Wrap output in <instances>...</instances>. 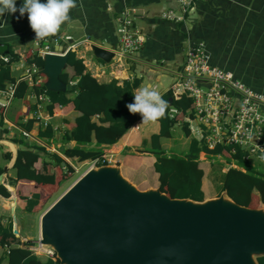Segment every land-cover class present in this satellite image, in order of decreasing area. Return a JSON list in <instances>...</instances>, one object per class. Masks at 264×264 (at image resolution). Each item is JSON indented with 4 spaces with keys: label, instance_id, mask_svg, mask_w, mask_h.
<instances>
[{
    "label": "crops",
    "instance_id": "crops-1",
    "mask_svg": "<svg viewBox=\"0 0 264 264\" xmlns=\"http://www.w3.org/2000/svg\"><path fill=\"white\" fill-rule=\"evenodd\" d=\"M22 3L23 0H16L17 8ZM76 3L77 7L70 11L71 20L61 26L58 34L81 39L91 35L94 41L114 44L116 48L120 13L127 8H137L136 24L144 37V42L138 50L135 72L130 70L126 59L125 62L123 59L105 63L96 57L97 61L91 58L92 52L81 51V55H79L80 51L77 52L80 57L84 56V65L94 78L87 87V91L91 94L99 92V86L112 79H116L121 85L124 80H133L138 76L142 78L138 88L151 85L162 95L176 81L175 71L185 63L187 49L198 43H202L207 50L211 65L230 71L246 86L264 93V0H191L188 13L183 12L178 0H76ZM169 9L184 15L185 21L180 27L174 25L177 23L175 21L166 19L157 21L159 19L156 16ZM139 19L141 23H138ZM32 33L34 32L29 27L27 14L20 16L19 12H16L0 16V63L8 66L10 77L13 79L6 80L5 88L0 89V170L2 171L0 184L10 194L8 197L0 195V218L3 224L9 218L8 213L12 218L13 207L14 214H19L18 223H21V219L28 214L24 211L25 200L18 199L19 187L22 189L21 194L28 197L34 191L40 193V204L34 209L35 215L70 179L73 174L72 162L78 161L76 158L65 157L60 151L76 144L75 141L64 142L63 134L65 130L75 126L76 119L81 113L75 110L72 104L55 105L52 112L48 111L50 103L48 97L38 92L46 81L45 75H36L32 81L22 80L26 70L31 67V60L37 51L31 39ZM78 50H81V47ZM2 58H7V61ZM63 72H67L68 83L74 84L76 89L74 70L66 66ZM168 75H173L175 81L164 87L162 78ZM12 86L19 87L18 93L8 99L6 90ZM77 90L74 93H66L67 97H74ZM39 94L45 99L40 100ZM91 97L94 100L99 98V96ZM5 102H7L6 106L3 107L2 104ZM29 119H33V122L29 130H26L25 125ZM92 120L97 122L98 116H93ZM184 123L188 125V136H185L182 129ZM48 124L53 129L52 136L45 139L39 138L40 128H45ZM190 124L184 120L176 122L170 136L160 139L161 146L167 153L187 152L191 148V141L195 135L192 133ZM160 128L158 121L143 124L141 120H138L118 142L113 145H102L104 154L112 159L110 164L118 165L123 176L141 190L159 187V175L154 170L155 157L144 151L142 142L146 141V145L149 146L150 137L158 134ZM184 138L189 142L188 147H185ZM172 139L174 142L176 140L178 145L170 142ZM92 141L88 147L94 146L95 140ZM196 141L199 145L202 144L201 141L197 139ZM221 146L228 149L229 160L220 155V161L217 155L211 156L214 159L208 162L206 158L208 154L203 151L198 153V167L203 171L202 200L217 197L223 187L222 175L229 168L238 166L234 163L236 161L234 155L237 154L234 146L225 144ZM35 147L45 148L46 151L61 156L63 159L61 167L52 165L49 159L43 157L44 152ZM22 149H29L38 155L34 162L36 173L53 179L52 183L32 182L34 185H31L29 181H20L16 187L10 185V182L15 179L12 168L18 151ZM6 202L12 203L13 207H5ZM40 216L36 218L38 235ZM19 237L21 241L31 240L28 236H26L28 239L23 235ZM24 248L36 255L41 263L48 257L39 244ZM3 249L5 252L6 248ZM1 257L4 256L0 253ZM6 262L8 260L3 258L2 264Z\"/></svg>",
    "mask_w": 264,
    "mask_h": 264
},
{
    "label": "water",
    "instance_id": "water-1",
    "mask_svg": "<svg viewBox=\"0 0 264 264\" xmlns=\"http://www.w3.org/2000/svg\"><path fill=\"white\" fill-rule=\"evenodd\" d=\"M54 39L38 68L46 77L41 91L73 90L60 79L71 50ZM90 48L105 63L114 58V44L98 40ZM12 218L20 236L14 207ZM38 244L59 264H259L264 207L240 205L226 190L201 201L172 198L159 187L141 190L118 165L101 164L41 214Z\"/></svg>",
    "mask_w": 264,
    "mask_h": 264
},
{
    "label": "trees",
    "instance_id": "trees-1",
    "mask_svg": "<svg viewBox=\"0 0 264 264\" xmlns=\"http://www.w3.org/2000/svg\"><path fill=\"white\" fill-rule=\"evenodd\" d=\"M157 21H160V19ZM182 23L177 22L174 25L180 27ZM90 37L87 38L94 40L93 36L90 35ZM98 60L103 62L100 59ZM127 60L130 70L135 72L136 61ZM31 63L40 67L43 65V60L41 57L34 55ZM67 66L74 70V80H76V89H78L74 97H67L66 93H74L76 89L65 92L40 90L38 92L44 93L48 97L50 101L48 104L49 112H52L55 105L66 106L72 104L74 109L81 113L76 119L75 126L70 130H65L63 134L64 142L75 141L76 144L73 147L61 149L62 155L67 158H76L79 162L93 160L104 154L102 145L115 144L136 121L141 120L139 114H130L125 105L133 102V93L141 85L142 78L136 76L133 80H124L121 85L118 84L116 79H112L101 84L99 92L91 94L87 91V87L94 81V78L86 69L83 59L76 52L71 51L68 56ZM8 79L13 80L10 77L9 68L0 63L1 90L5 88V81ZM60 79L68 83L67 72L61 73ZM18 89L19 87L16 86L14 95H17ZM91 96H99V98L94 100ZM162 97L168 101V109L165 116L158 120L161 127L160 131L150 137L149 146L146 145V141H143L142 147L145 152L151 153L155 157L154 170L159 175V189L162 192L172 198H189L201 201L203 199L201 191L203 171L198 167V153L203 151L208 156L213 157L222 155L229 160L228 149L221 146V144L216 145L214 149H208L204 142L199 145L196 139L193 138L191 148L187 152L167 153L162 148L160 139L170 136L171 129L175 123L183 121L187 110L192 108L193 104L192 100L185 95H182L179 99H174L171 91L163 93ZM171 108L177 110L174 117L170 116ZM93 116H98L97 122L92 120ZM32 122L33 119L27 121L26 130H29ZM182 129L185 136H188L189 129L186 123L182 125ZM52 132L53 129L48 124L45 128H40L38 137L42 139L48 138L52 136ZM93 139L95 140L94 146L88 147L92 144ZM35 148L44 152L45 155L43 157L49 159L52 165L61 167L63 162L61 156L56 153H50L45 148ZM241 154L242 152L238 150L237 154L234 155L236 161L239 162L238 169L231 167L222 175L223 187L221 192L226 190L227 195L240 205L250 206V203L254 201V197L264 205V171L246 165L247 162L241 157ZM37 157L38 155L29 149L18 151L12 168L15 173V179L10 182L12 187H16L20 181L43 184H50L54 181L49 177H43L36 173L34 162ZM1 172L0 170V174ZM31 185H34V183ZM21 190L19 187L17 192L18 199L25 200L24 211L28 214L34 213V209L40 204V193L34 191L28 197L21 194ZM0 195L3 197L10 195L2 184H0ZM4 206L12 207V203L6 202ZM8 214L9 218L5 224L2 223L0 218V246L6 248L5 256L0 258V264H2L3 258H6L9 264H59V260L55 256L47 257L41 263L36 255L25 249V246H31L34 243L31 240L21 241L20 237L13 233L12 218L10 213ZM258 262L259 264H264V257H259Z\"/></svg>",
    "mask_w": 264,
    "mask_h": 264
},
{
    "label": "built area",
    "instance_id": "built-area-1",
    "mask_svg": "<svg viewBox=\"0 0 264 264\" xmlns=\"http://www.w3.org/2000/svg\"><path fill=\"white\" fill-rule=\"evenodd\" d=\"M184 13L191 8V0H178ZM133 8L124 9L118 19L117 38L118 44L114 50L112 60L138 61V50L144 42L141 30L136 24L138 18ZM158 19H166L175 22H184L183 14H177L173 10H164L156 16ZM54 41L71 51L78 52L82 43L89 47L92 40L85 39L75 42L72 36L58 34ZM31 39L37 49L36 56L43 58L49 51L48 39L35 40V33ZM47 41V42H46ZM84 59V56H81ZM7 61V58H2ZM176 81L169 87L174 99L182 95L192 100V108L188 109L183 120L191 123L190 128L194 138L204 142L208 149H214L217 144L234 146L243 154V159L248 164H255L258 160L264 165V94L246 86L233 77L232 73L221 70L210 64V56L202 43L189 47L186 51V60L182 67L175 71ZM40 75L34 63L22 76L24 81H32V78ZM15 87L12 86L6 93L8 99L13 98ZM40 100L45 98L38 95ZM49 101V99H48ZM2 104V106H6ZM176 109L170 110V116L174 117ZM220 159V155H218ZM112 160L105 154L101 157L88 160L89 167L101 164H110ZM225 162V161H224ZM253 167V166H251ZM234 168H238L237 166ZM255 168V167H253ZM48 257H54L52 249H42Z\"/></svg>",
    "mask_w": 264,
    "mask_h": 264
},
{
    "label": "clouds",
    "instance_id": "clouds-1",
    "mask_svg": "<svg viewBox=\"0 0 264 264\" xmlns=\"http://www.w3.org/2000/svg\"><path fill=\"white\" fill-rule=\"evenodd\" d=\"M77 7L76 0H23L17 8L16 0H0V16L5 13L27 14L29 27L35 33V40H43L56 35L62 25L71 20L70 11ZM133 102L126 104L130 114H139L141 123L149 124L163 118L168 109V101L151 85L135 90ZM264 160V156L260 157Z\"/></svg>",
    "mask_w": 264,
    "mask_h": 264
},
{
    "label": "rangeland",
    "instance_id": "rangeland-1",
    "mask_svg": "<svg viewBox=\"0 0 264 264\" xmlns=\"http://www.w3.org/2000/svg\"><path fill=\"white\" fill-rule=\"evenodd\" d=\"M129 9V8H127ZM131 9V8H130ZM136 12L135 15H138V9L137 8H133ZM160 13V12H158ZM147 14V13H146ZM157 14V13H156ZM159 15V14H158ZM141 20L139 19L138 20V23L140 22ZM141 23V22H140ZM143 26L145 27V24L143 23ZM87 38H79V37H74V40L75 42H79V41H83ZM89 39V38H88ZM91 40V39H90ZM94 42V40L92 41ZM81 50H78L80 51L79 52V55H81V51H87L90 52L89 50V47L87 45H85V43H82L81 44ZM90 54V53H89ZM92 54V53H91ZM78 55V56H79ZM80 57V56H79ZM91 58H93L95 61H97V59L93 56V54L91 55ZM83 59V58H82ZM125 62V60H123ZM84 63V61H83ZM214 66V65H212ZM216 67V66H215ZM219 68V67H218ZM221 70H224V68H219ZM227 71V70H226ZM230 72V71H229ZM234 78H236L234 76V74H232ZM237 79V78H236ZM239 81H241L240 79H237ZM175 81V79L173 78V75H168L167 77H163L162 78V82H163V86L164 87H167L169 86L171 83H173ZM242 82V81H241ZM255 91V90H254ZM256 92H259V91H256ZM261 93V92H259ZM264 94V93H263ZM178 129H181L180 127H178ZM170 142H174V139H172ZM176 145H178V142L175 140L174 142ZM184 143L186 144L185 147H188V141L184 138ZM173 151H176V149H173ZM179 152V151H178ZM107 156V155H106ZM110 158V157H108ZM207 161L210 162L211 160H213L214 158H212L211 156H207ZM111 159V158H110ZM112 160V159H111ZM88 161V160H87ZM87 161H84V162H79V161H73V166H72V171H73V174L71 175L70 179L68 181H66L62 186L61 188L58 190V192L43 206L42 210L38 211L37 214L34 215L33 214H27L23 219H21V223H18L19 221V214L18 213H15V218H16V228L18 229L20 235H23V237H26L28 236L29 239L32 240V242L35 244V246H38V224H37V216H40L42 214V212H44V210H46L57 198L58 195H60L64 190H66L78 177H80L85 171L88 170L89 168V165L86 164ZM235 164H239V162L237 161H234ZM214 164V162L212 163ZM224 164V163H223ZM248 165L249 167L253 166L255 168L258 167L259 170L263 171L264 170V165L263 164H260V162L258 160H255V164H246ZM239 166V165H238ZM251 167V168H253ZM238 169V168H236ZM253 202L250 203V206L251 208H263L264 205L261 204L260 202H258V199L257 198H253ZM23 233V234H22ZM28 237H26L28 239ZM0 253L1 255L5 256V253H4V249L3 247L0 246ZM6 264H8V262H6Z\"/></svg>",
    "mask_w": 264,
    "mask_h": 264
},
{
    "label": "bare ground",
    "instance_id": "bare-ground-1",
    "mask_svg": "<svg viewBox=\"0 0 264 264\" xmlns=\"http://www.w3.org/2000/svg\"><path fill=\"white\" fill-rule=\"evenodd\" d=\"M14 204V203H13ZM13 207V206H12Z\"/></svg>",
    "mask_w": 264,
    "mask_h": 264
}]
</instances>
